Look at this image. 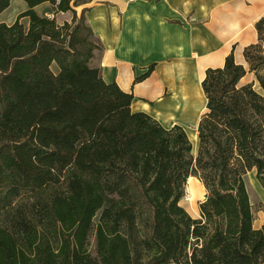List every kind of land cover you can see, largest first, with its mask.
Listing matches in <instances>:
<instances>
[{
  "label": "trees",
  "instance_id": "16d2710c",
  "mask_svg": "<svg viewBox=\"0 0 264 264\" xmlns=\"http://www.w3.org/2000/svg\"><path fill=\"white\" fill-rule=\"evenodd\" d=\"M25 1L0 22V264L263 263L244 176L264 187V16L247 66L231 51L206 69L194 154L182 125L133 110L92 65L101 44L75 8L92 0ZM44 1L71 20L40 15ZM191 176L200 217L181 204Z\"/></svg>",
  "mask_w": 264,
  "mask_h": 264
},
{
  "label": "crops",
  "instance_id": "0c3cea01",
  "mask_svg": "<svg viewBox=\"0 0 264 264\" xmlns=\"http://www.w3.org/2000/svg\"><path fill=\"white\" fill-rule=\"evenodd\" d=\"M21 4L15 16L10 20L3 16L0 22L13 23L28 7ZM83 6L89 7L85 18L101 44L92 65L101 68L107 82L116 81L133 93V110L145 111L165 126L182 125L197 154V128L207 102L202 87L206 69L223 66L231 51L237 62L247 66L244 49L258 41L256 21L264 16V0H92L75 8L79 12ZM35 10L55 16L60 23L71 19L61 17L71 10L55 11L49 1L37 4ZM26 18L21 20L28 23ZM150 65L151 72L136 79ZM192 180L203 196L191 215L200 217L206 188L199 177ZM250 200L254 204L251 196ZM260 200L262 207L254 212L256 228L264 224V194Z\"/></svg>",
  "mask_w": 264,
  "mask_h": 264
},
{
  "label": "rangeland",
  "instance_id": "374dc122",
  "mask_svg": "<svg viewBox=\"0 0 264 264\" xmlns=\"http://www.w3.org/2000/svg\"><path fill=\"white\" fill-rule=\"evenodd\" d=\"M21 3H23L25 6L27 5V2L25 0H13L11 5L8 6L7 8H5V10L3 12H1L0 18L4 16V17L9 18L8 20H10L12 16H15L14 14L16 11L21 10V8H22ZM71 15H72V11L68 12L67 14H61V17L70 19ZM22 18H24V17H22ZM26 19H28V18H26ZM21 21H23V23L25 25H28V23L26 22L27 20L22 19ZM52 68L54 71L58 70V67L55 63L52 65ZM253 74H252V72H249L243 78L241 83H246L248 80H250V78H253L255 76ZM254 79H255V77H254ZM255 86L257 88H259V85L257 82H255ZM192 178H193V176L189 177V179H188V182L186 185V192H185V195L183 196V198L181 199V204L184 205L190 213L195 214L194 209L197 207V199L198 200L201 199V197L203 195H200L198 190H195V188H197V187H196L195 183L193 182ZM244 179L246 182L248 192H250V194H251L250 196L252 197V201L254 203L253 204L254 212L257 214L259 209L262 207V204H263L262 201L260 200V196L264 194V187L262 186L260 180L257 178L255 170H251V171L248 170V172L244 176ZM189 180H190V182H189ZM201 191H202V189H201ZM167 264H169V263H167ZM171 264H173V263H171Z\"/></svg>",
  "mask_w": 264,
  "mask_h": 264
},
{
  "label": "bare ground",
  "instance_id": "6f19581e",
  "mask_svg": "<svg viewBox=\"0 0 264 264\" xmlns=\"http://www.w3.org/2000/svg\"><path fill=\"white\" fill-rule=\"evenodd\" d=\"M187 79H185V81H186ZM187 81H189V80H187ZM179 99V98H178ZM179 102V101H178ZM182 105V104H181ZM176 106H178V105H176ZM206 106V105H205ZM180 109V108H179ZM163 112V111H162ZM162 112H160V113H162ZM199 112V111H198ZM159 113V114H160ZM178 113V112H177ZM166 114V113H165ZM160 115H162V114H160ZM173 115V114H172ZM196 117V116H195ZM164 118V117H163ZM171 118V117H170ZM165 119H166V117H165ZM168 119V118H167ZM185 121V120H184ZM194 122H195V120H194ZM192 128V127H191ZM197 131V130H196ZM191 133V132H190ZM189 135V134H188ZM193 136V135H192ZM196 146V145H195ZM197 148V147H196ZM254 173V172H253ZM252 176V175H251ZM256 178V177H255ZM189 182H190V180H189ZM258 183V182H257ZM259 185V184H258ZM254 187V186H253ZM260 188V187H259ZM261 193V192H260Z\"/></svg>",
  "mask_w": 264,
  "mask_h": 264
}]
</instances>
